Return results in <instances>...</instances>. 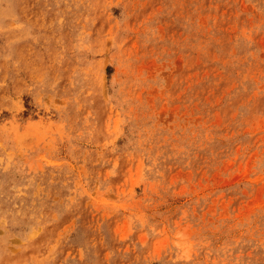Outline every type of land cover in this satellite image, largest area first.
Returning a JSON list of instances; mask_svg holds the SVG:
<instances>
[{
    "label": "rangeland",
    "instance_id": "374dc122",
    "mask_svg": "<svg viewBox=\"0 0 264 264\" xmlns=\"http://www.w3.org/2000/svg\"><path fill=\"white\" fill-rule=\"evenodd\" d=\"M0 264H264V0H0Z\"/></svg>",
    "mask_w": 264,
    "mask_h": 264
}]
</instances>
